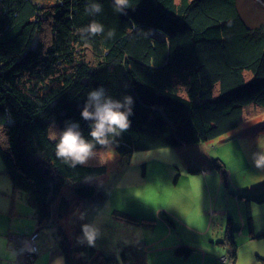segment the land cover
<instances>
[{"label":"trees","instance_id":"trees-1","mask_svg":"<svg viewBox=\"0 0 264 264\" xmlns=\"http://www.w3.org/2000/svg\"><path fill=\"white\" fill-rule=\"evenodd\" d=\"M91 2L102 6L99 14L87 13L90 0H0V158L13 192L33 205L35 232L56 226L64 264H118L71 238L58 222L67 204L63 187L107 171L104 161L71 166L57 157L52 138L66 122L78 121L91 139L80 118L90 90L103 86L114 99H134L130 127L112 138L120 156L207 142L241 125L249 107L264 111V0H252L246 14L242 0H127L123 11L114 0ZM93 20L103 33L82 36L78 29ZM43 27L48 44L35 42ZM212 163L224 176L223 163ZM74 190L95 193L92 187ZM113 217L154 227L153 220L116 211ZM228 240L233 262L231 235ZM130 249L120 252L123 264ZM17 251L19 264L36 257L22 246Z\"/></svg>","mask_w":264,"mask_h":264},{"label":"rangeland","instance_id":"rangeland-1","mask_svg":"<svg viewBox=\"0 0 264 264\" xmlns=\"http://www.w3.org/2000/svg\"><path fill=\"white\" fill-rule=\"evenodd\" d=\"M249 6L252 0H242L244 14ZM50 37L45 27L35 42L47 44ZM215 159L223 163L224 176L214 167ZM103 161L106 173L62 189L67 204L58 222L71 238L116 257L118 264H123L120 252L126 246H131L129 264H223L225 257L226 264H264V237H257L264 230L262 109L249 107L241 125L207 142L125 156L111 145L87 163ZM82 186L95 193L77 194L75 187ZM114 211L153 220L154 227L124 223L113 217ZM33 213L27 195L13 192L0 158V264H19L12 236L23 244L36 231ZM84 224L97 229L91 244L83 239ZM55 229L39 230L41 250L31 264H64ZM228 235L235 246L233 262L228 261L233 250ZM182 246L192 252L175 254Z\"/></svg>","mask_w":264,"mask_h":264},{"label":"clouds","instance_id":"clouds-1","mask_svg":"<svg viewBox=\"0 0 264 264\" xmlns=\"http://www.w3.org/2000/svg\"><path fill=\"white\" fill-rule=\"evenodd\" d=\"M114 5L117 11H123L127 0H114ZM86 11L89 15H96L102 11V6L90 0ZM103 31L104 26L95 20L78 29L82 36L99 35ZM107 35L111 38L113 33L109 31ZM133 106L131 95L114 99L103 86L90 90L80 109V118L88 124V136L91 139L85 138L78 121L66 122L63 129L53 133L57 157L71 166L86 164L96 156L97 146L110 147L114 143L112 138L120 137L130 127ZM82 233L83 239L89 244L93 243L98 234L97 229L89 224L82 225Z\"/></svg>","mask_w":264,"mask_h":264},{"label":"built area","instance_id":"built-area-1","mask_svg":"<svg viewBox=\"0 0 264 264\" xmlns=\"http://www.w3.org/2000/svg\"><path fill=\"white\" fill-rule=\"evenodd\" d=\"M38 240L39 241V234H37L36 232H34L31 236H29V238L27 239V241L29 242L28 244L29 246V250L33 255H38L39 253V249L40 246H36L35 245V241ZM28 257L23 258V261L25 262L27 260ZM223 264L227 263L226 257L223 258L222 260Z\"/></svg>","mask_w":264,"mask_h":264},{"label":"bare ground","instance_id":"bare-ground-1","mask_svg":"<svg viewBox=\"0 0 264 264\" xmlns=\"http://www.w3.org/2000/svg\"><path fill=\"white\" fill-rule=\"evenodd\" d=\"M36 2V1H35ZM38 3V2H37ZM43 29H44V27H43ZM49 43V42H48ZM47 43V44H48ZM55 222H56V220H55ZM14 236V235H13ZM21 237H19V236H14L13 237V240H14V246H23L24 248H25V250H27L28 252H30V250H29V242L27 241V239L29 238V237H25V239L23 240L24 241V243H23V241H22V243L23 244H20V242L19 243H17V241L20 239ZM17 244V245H16ZM35 245L36 246H40V243H39V241L38 240H36L35 241ZM26 246V247H25ZM31 253V252H30ZM32 254V253H31ZM24 258H26V256L24 257ZM32 261H33V258H32V256H28V258H27V260L24 262L23 261V259H22V263L21 264H31L32 263Z\"/></svg>","mask_w":264,"mask_h":264},{"label":"crops","instance_id":"crops-1","mask_svg":"<svg viewBox=\"0 0 264 264\" xmlns=\"http://www.w3.org/2000/svg\"><path fill=\"white\" fill-rule=\"evenodd\" d=\"M12 237H14V236H12Z\"/></svg>","mask_w":264,"mask_h":264}]
</instances>
